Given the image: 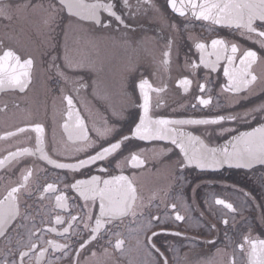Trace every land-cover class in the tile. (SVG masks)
<instances>
[{
	"label": "flooded vegetation",
	"instance_id": "obj_1",
	"mask_svg": "<svg viewBox=\"0 0 264 264\" xmlns=\"http://www.w3.org/2000/svg\"><path fill=\"white\" fill-rule=\"evenodd\" d=\"M4 2L15 7L23 5L25 0ZM31 2L37 3L39 0ZM138 2L142 3L143 0H129V4L133 6V13ZM152 3L155 8L144 5L139 14L132 16L129 21L130 29L118 25L102 29L93 26L91 22L78 21L67 11L57 20L54 31H49L43 25L31 29L27 18L19 12L13 14L11 12V19L0 18V42H3L5 47H12L25 56H31L34 60L32 82L26 91H0V137H4L0 139V159L19 148L35 147L37 134L30 128L24 133L6 136L8 132H16L17 128L35 123L44 126L45 148L53 158L73 163L75 156H82L83 153L74 152L80 142L67 141L62 128L66 109L63 96L66 94L73 96L74 103L90 130L107 121L116 128L114 135L120 133L130 135V129L134 128V124L139 122V116L143 114L142 108L139 107L143 99L138 87H134V82H138L140 78L148 79L154 88L164 89L159 93L150 92L152 97L150 115L154 118H205L241 112L264 103V62H258L254 66L258 79L247 94H234L222 90V86L227 82V78L223 76V65L216 72L201 66L193 74L189 63L199 62L195 42L210 43V40L216 37L235 40L242 48H252L262 56L264 50L242 37L233 35L228 29L211 26L191 16L187 18L178 16L171 11L167 0H152ZM127 14L125 10L124 15ZM43 30H46L45 34L49 39H42ZM66 33L75 46L77 42L101 43L106 48L114 43L116 56L107 57L104 51L101 55L88 56L92 66L67 71L70 78L65 80L52 67V61L55 59L56 64L62 65ZM26 34L36 44L33 45L38 48L39 55L23 52L26 50ZM8 37H14V43L6 39ZM169 41H172V54L170 63L165 66L162 63L163 52L167 50L166 45ZM123 42L131 43L136 54L133 55V59L128 60V65L125 64L127 71L123 73L116 71L118 73L116 74L113 67L111 69L107 65H112L109 62L122 56L123 48L118 45H122ZM120 67L121 64L116 62V68ZM185 76L193 80L187 93L178 85V80ZM80 78L88 86L76 92L73 89L77 85L73 81ZM197 82L207 85L204 93L199 91ZM201 95L205 98L210 95L212 104L207 107L201 106L197 100ZM17 112H19L17 118L13 117ZM252 123L255 125L254 121ZM224 126L235 127L237 131L250 130L249 126L243 123H225ZM178 127L185 132L201 136L210 146L223 144L226 138H230L220 135L218 125ZM90 135L94 137L91 131ZM167 148H171L172 151H161ZM129 149L137 152L143 150L141 155L145 164L135 170L125 167L123 174L135 173L133 179L145 203L155 195L156 198L152 200L153 206L145 210V217L149 212L161 217V222L155 225L158 235L153 237V242L168 257L169 264H232L233 260L235 264H248L247 249L240 251L237 245L248 233L254 238L264 239V166L257 165L247 169L225 165L220 169H200L193 165L178 171L177 161L181 158L177 155L179 150L169 141H141L132 138L122 149L125 156L128 155ZM56 152L60 155L57 156ZM100 167H106L108 172L101 173L98 170ZM25 168H31L33 171L28 182V192L31 194L21 195L20 211L22 214L28 212L33 217L35 229L53 226L48 222L53 221L57 214L66 220L69 213L84 215V210L77 207L83 205V201L75 199L76 194L73 191L65 189L70 197L67 210L56 209L54 197L40 200L38 197L41 195V189L47 183H54L58 188L64 189L66 184H71L76 179H87L90 175H104L107 178L108 174H120V169L116 167L112 157L72 172L67 169H56L36 156H24L0 168V198L5 189L20 181ZM216 198L232 203L237 211L232 213L223 206L216 205L214 203ZM172 203H176L177 210L186 217L184 221H175L174 212L168 207ZM94 214H98V208L94 210ZM224 219L228 220L227 225L222 222ZM33 220H25L22 226L15 230L10 229L9 239L0 238V262L7 259L11 264L14 259H19L20 251L27 250L30 243L29 233L35 231ZM145 222L144 218H139L133 223L129 218L119 224V231L126 241L123 251L116 250L107 243L109 237L103 230L95 241L80 249V244L88 239L89 233L79 221L63 236L47 233L44 239H52L69 247L63 251L49 248L40 264H48L49 261L51 264H156L159 257L143 247ZM13 223L21 225L19 219ZM213 225L215 227H212ZM66 226L67 224L56 227L58 231H62ZM176 232L182 235H174ZM93 252L95 256L92 255ZM24 264H37L35 255L26 257Z\"/></svg>",
	"mask_w": 264,
	"mask_h": 264
},
{
	"label": "snow or ice",
	"instance_id": "obj_2",
	"mask_svg": "<svg viewBox=\"0 0 264 264\" xmlns=\"http://www.w3.org/2000/svg\"><path fill=\"white\" fill-rule=\"evenodd\" d=\"M167 4L171 11L180 17L191 16L193 19L207 22L211 26L228 29L233 35L242 37L264 50V0H167ZM144 5L155 8L152 0L138 2L135 6V13L132 11L133 6L129 4V0H48L46 7L43 2L32 3L31 0H25L23 5H16L15 8L40 10L45 14L43 20L45 27L49 31H54L57 20L65 11L80 22H91L93 26H99L102 29L112 28L114 25L130 29V19L133 15L139 14ZM13 9L14 6L11 3L0 0V18L11 19L10 13ZM125 10L128 12L127 15H124ZM194 47L199 53V62H189L193 74L201 66L216 72L223 65V76L227 78L226 84L222 86L223 91L234 94H247L251 91V86L258 79L254 72V66L258 62H264V56L260 55L257 50L242 48L235 40L224 37L212 38L210 43L197 41ZM166 49L163 52L164 59L162 61L165 66L170 63L172 41L168 42ZM33 66L34 60L31 56H25L12 47H5L3 42H0V91H26L32 82ZM91 66L92 61L88 56L74 54L67 49L62 65L56 64L55 59L52 61V67L65 80L70 78L67 71H77ZM73 82L77 85L73 89L76 92L88 86L82 78ZM192 84L193 80L187 76L178 80L179 87L186 93ZM134 87H138L142 96L143 102L139 107L142 108L143 114L139 116V122L134 124V128L130 129V135L123 133L114 135L117 130L107 121L90 130L85 123V118L81 116L76 107L73 96L69 94L63 96V100L66 102L65 118L62 123L63 131L66 133L67 141L80 142L74 152L83 153L82 156H75L73 163L62 162L59 158L49 155L45 148V128L40 123L20 127L16 132L6 134L7 137H12L18 133H24L30 128L37 135L34 148L24 147L9 152L7 156L0 159V168H4L12 161H17L20 157L36 156L56 169H67L72 172L88 168L112 157L116 162V167L120 169V174H108L107 178L104 175H90L87 179H76L73 183L66 184L64 189L58 188L54 183H47L41 189V195L38 197L40 200L54 197L55 208L67 210L70 197L66 194L65 189L73 191L76 194L75 199L83 201V205L77 207L84 210V215L69 213L66 220L65 217L57 214L53 221L48 222L53 226L47 229H35L33 217L28 212L22 214L20 211L21 195L31 194L28 192V182L33 171L31 168H25L21 173L20 181L5 189L2 198H0V238L9 239V230H15L22 226V222L25 220H33L35 229L29 233L30 243L27 245V250L20 251L19 259H14L11 264H24L25 258L30 255H35L37 264H40L49 248L54 251L67 249L69 245L58 243L52 239H44V235L56 233L63 236L73 229L77 221L81 222L83 228L89 233L88 239L80 244V249L95 241L103 230L109 237L107 243L114 249L123 251L126 241L119 231V224L129 218L133 223L139 218L146 220L143 225V247L149 253H154L159 257L156 264H169L168 257L153 242V237L158 235L155 225L161 222V217L151 212L145 217V210L153 206L152 200L156 198L155 195L149 199L148 203H145L133 179L135 173L133 172L132 175L123 174L125 167L135 170L142 168L145 164L141 155L143 150L137 152L129 149L128 155H124L122 149L126 146V142L132 138L141 141H169L179 150L177 155L181 158L177 161L178 171L193 165L200 169H220L225 165L247 169H252L257 165L264 166V103L227 115L217 114L212 117L187 119L154 118L150 115L152 107L150 92L159 93L164 89L154 88L146 78H140L138 82H134ZM197 87L201 93L207 89V85L204 83L197 82ZM197 100L204 107L212 104L210 95L207 98L203 95L198 96ZM253 121L255 125H253ZM232 122L248 125L250 130L237 131L235 127L224 126L225 123ZM184 125H218L220 126V135L230 138H226L223 144L210 146L201 136L185 132L181 127H178ZM90 131L94 133V137L90 135ZM2 138L4 137H0V139ZM161 151L170 152L172 149H161ZM56 155L59 156L60 153L56 152ZM98 170L101 173L108 172L106 167H100ZM214 203L223 206L232 213L237 211L232 203L224 199L216 198ZM168 207L173 210L175 221L186 219L177 210L176 203H172ZM97 208L98 214H94V210ZM17 219L21 221V225L13 223ZM222 222L225 225L228 224L227 219ZM64 224L67 226L63 227L62 231H58L56 226ZM113 228L117 230L113 231ZM173 234L182 235L180 232ZM35 241H39V243ZM237 247L240 251L247 249L248 264H264V239L254 238L251 233H248L243 236ZM92 255L95 256V252ZM0 264H9V262L5 259ZM48 264L51 262L49 261ZM232 264H235L234 260Z\"/></svg>",
	"mask_w": 264,
	"mask_h": 264
},
{
	"label": "rangeland",
	"instance_id": "obj_3",
	"mask_svg": "<svg viewBox=\"0 0 264 264\" xmlns=\"http://www.w3.org/2000/svg\"><path fill=\"white\" fill-rule=\"evenodd\" d=\"M39 2H43L45 4V7H46L48 0H39ZM15 12L22 13L23 17L27 18L28 26L31 29H33L34 26L38 27L39 25H43L45 28V25L43 23V20L45 18V14L43 12H41L40 10H37V12H36V10H33L31 8L24 9L23 7H20L18 9L16 8V10H13L12 14ZM145 12H147V10H145ZM43 31L44 32H43V38L42 39H44V38L49 39V37L45 34L46 30H43ZM151 38L153 39V37H151ZM6 39H8L14 43L15 38L14 37H10V38L8 37ZM25 41H26V50H23V52L25 54H32V55H39L40 54L38 48L34 47V45H36V44L32 41V38L30 36H28L27 34L25 36ZM150 41L152 42L151 39H150ZM130 44L131 43H128V42H123L122 45L119 44L118 46H121L123 48L122 56L118 57L116 60L114 59L113 62H109V64H112V65H107V66H110L111 69L113 67L115 72L116 71H122V73L126 72L127 70H125V69H126V66L128 65L127 64L128 60L133 59L132 58L133 55L136 54V50L134 48H132V46ZM41 46H39V47H41ZM66 49L69 52L74 53V54H78V55L79 54H83L86 56L101 55V54H103V51H104L107 54V57L114 58L116 56V47H115L114 43L112 45L109 44L106 48L101 43L83 44V43L77 42V44L75 46V44L70 42V39L68 38L67 33H66L65 42H64V50H66ZM75 49H76V51H75ZM78 51H80V52L77 53ZM103 58H101V61L103 60ZM97 59L99 60L100 58H97ZM108 60H109V58H108ZM116 62H118V64H121L120 68H116ZM125 64H127V65H125ZM123 65H124V69H123ZM100 68H102V67H100ZM116 74H118V73L116 72ZM18 115H19V112L14 114L13 117L17 118Z\"/></svg>",
	"mask_w": 264,
	"mask_h": 264
}]
</instances>
